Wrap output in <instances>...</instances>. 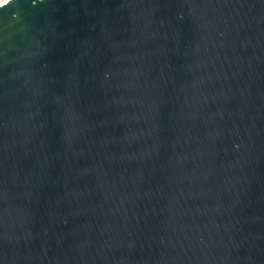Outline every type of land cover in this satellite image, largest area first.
I'll use <instances>...</instances> for the list:
<instances>
[{
	"label": "water",
	"instance_id": "1",
	"mask_svg": "<svg viewBox=\"0 0 264 264\" xmlns=\"http://www.w3.org/2000/svg\"><path fill=\"white\" fill-rule=\"evenodd\" d=\"M0 264H264V0H0Z\"/></svg>",
	"mask_w": 264,
	"mask_h": 264
}]
</instances>
